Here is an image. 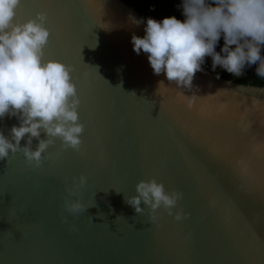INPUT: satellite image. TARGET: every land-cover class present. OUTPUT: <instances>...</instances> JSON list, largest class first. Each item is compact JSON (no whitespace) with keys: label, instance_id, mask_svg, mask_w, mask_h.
Listing matches in <instances>:
<instances>
[{"label":"water","instance_id":"1","mask_svg":"<svg viewBox=\"0 0 264 264\" xmlns=\"http://www.w3.org/2000/svg\"><path fill=\"white\" fill-rule=\"evenodd\" d=\"M38 12L45 58L72 68L84 133L79 152L56 139L40 167L0 160V264H264V86L203 67L191 90L154 74L131 42L147 20L123 0H22L16 19ZM19 123L5 116L0 132ZM81 174L96 206L73 216L64 199ZM153 178L183 193L173 213L187 218L160 208L151 222L125 202Z\"/></svg>","mask_w":264,"mask_h":264},{"label":"clouds","instance_id":"2","mask_svg":"<svg viewBox=\"0 0 264 264\" xmlns=\"http://www.w3.org/2000/svg\"><path fill=\"white\" fill-rule=\"evenodd\" d=\"M21 4L22 0H0V119L15 116L20 121L18 127L12 126L10 138L0 132V160L9 161L22 153L30 165L40 167L43 154L56 139L63 150L79 152L84 125L79 122L80 99L70 75L71 66L45 58L50 37L47 14L38 12L35 18L19 22L16 17ZM178 7L185 17L183 21L175 16L162 21L149 17L145 35L131 37L134 52L148 54L154 74L164 73L168 81L191 90L195 74L203 70L201 65L210 56L213 71L220 66L240 77L246 67L257 65L256 75L264 79V0H182ZM129 17L133 25L143 22ZM221 35L224 46L216 52ZM41 132L46 139H41ZM26 135L27 142L21 147ZM34 138L39 141L35 149ZM86 183L87 177L81 174L78 180L73 177L72 186L67 188L64 208L73 216L96 206L85 205L80 199ZM136 193L124 197L125 202L137 214L147 207L151 222H155L160 208L176 221L187 218V213H173L183 193L167 192L155 178L141 180ZM62 219L68 222L67 217ZM89 219L92 221V216Z\"/></svg>","mask_w":264,"mask_h":264},{"label":"trees","instance_id":"3","mask_svg":"<svg viewBox=\"0 0 264 264\" xmlns=\"http://www.w3.org/2000/svg\"><path fill=\"white\" fill-rule=\"evenodd\" d=\"M126 4L134 8L141 16L146 20L147 18H153L157 21H162L165 17L175 16L178 20L183 21L185 19L182 9L178 5L182 4V0H123ZM224 46L223 35H221L218 41L215 51L220 52ZM234 48V46H232ZM261 54L264 55V47L261 48ZM204 69L213 72L212 58L205 57L204 63L201 65ZM257 65L246 67L244 74L240 77H236L231 73L225 71L222 67L217 66L215 71L219 76L225 80H232L237 84L252 85V86H264V79L256 75Z\"/></svg>","mask_w":264,"mask_h":264}]
</instances>
